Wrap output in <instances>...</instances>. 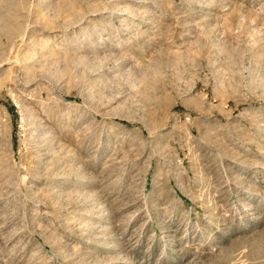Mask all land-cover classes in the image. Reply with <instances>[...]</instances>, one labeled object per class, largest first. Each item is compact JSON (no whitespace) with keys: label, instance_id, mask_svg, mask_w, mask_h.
I'll list each match as a JSON object with an SVG mask.
<instances>
[{"label":"rangeland","instance_id":"1","mask_svg":"<svg viewBox=\"0 0 264 264\" xmlns=\"http://www.w3.org/2000/svg\"><path fill=\"white\" fill-rule=\"evenodd\" d=\"M0 264H264V0H0Z\"/></svg>","mask_w":264,"mask_h":264}]
</instances>
